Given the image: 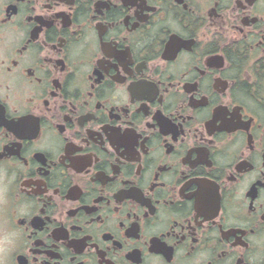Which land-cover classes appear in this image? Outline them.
Instances as JSON below:
<instances>
[{
	"label": "flooded vegetation",
	"instance_id": "flooded-vegetation-1",
	"mask_svg": "<svg viewBox=\"0 0 264 264\" xmlns=\"http://www.w3.org/2000/svg\"><path fill=\"white\" fill-rule=\"evenodd\" d=\"M0 264H264V0H0Z\"/></svg>",
	"mask_w": 264,
	"mask_h": 264
}]
</instances>
